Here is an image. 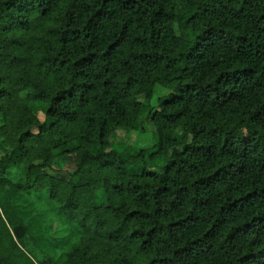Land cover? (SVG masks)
Returning a JSON list of instances; mask_svg holds the SVG:
<instances>
[{
	"label": "trees",
	"instance_id": "trees-1",
	"mask_svg": "<svg viewBox=\"0 0 264 264\" xmlns=\"http://www.w3.org/2000/svg\"><path fill=\"white\" fill-rule=\"evenodd\" d=\"M0 264H264V0H0Z\"/></svg>",
	"mask_w": 264,
	"mask_h": 264
},
{
	"label": "rangeland",
	"instance_id": "rangeland-1",
	"mask_svg": "<svg viewBox=\"0 0 264 264\" xmlns=\"http://www.w3.org/2000/svg\"><path fill=\"white\" fill-rule=\"evenodd\" d=\"M171 94V90L156 87L157 97H166ZM140 101L145 105V109L139 123L134 131H118L113 137V149L122 153L126 158L138 155L143 149H153L156 146L157 137L147 122L149 112V102L145 98ZM184 136L183 129H178L175 138L181 142ZM15 177V176H13ZM12 179V177L10 176ZM26 200L23 208L24 221L28 225L32 235L41 243L53 244L56 253L59 255L69 249L72 239L75 237L69 227H66L63 218L59 217L55 206L47 201H39L36 197H24ZM76 227L75 224H72ZM49 254L52 250L48 247Z\"/></svg>",
	"mask_w": 264,
	"mask_h": 264
}]
</instances>
